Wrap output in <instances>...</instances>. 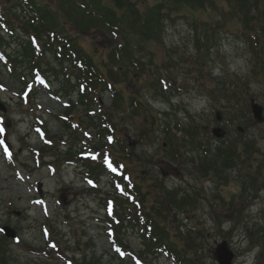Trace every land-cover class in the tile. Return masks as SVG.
I'll list each match as a JSON object with an SVG mask.
<instances>
[{"label":"rangeland","instance_id":"obj_1","mask_svg":"<svg viewBox=\"0 0 264 264\" xmlns=\"http://www.w3.org/2000/svg\"><path fill=\"white\" fill-rule=\"evenodd\" d=\"M161 1L140 0L138 4L148 8ZM36 2L45 12L48 10L55 15L48 23L52 22L62 34L69 35L76 46L97 61L109 56L115 43L107 29V32L82 29L64 15L62 0ZM21 3L24 2L3 0L2 5L7 17L12 19L10 26L15 24L16 32L26 40L30 21L23 15ZM161 15L165 17L162 35L149 42L136 38L142 45L145 43V48L137 43L131 45L132 53L139 58L142 67L135 70L137 73L130 82L117 83L127 96L138 93L140 100L149 106L148 110L146 106L141 107L134 118H131L133 111L128 109L123 117L125 120H120L116 135L136 148V156L119 154L118 157L131 168V174L139 172L141 182L144 177L149 178V185L155 182L157 195H162L167 187L177 190L181 196H191L185 208L167 200L162 209L169 218L162 221L171 238L180 245L188 241L185 237L191 239L195 248L189 247V252H198L201 263L218 264L215 250L227 241L229 249L235 253L233 264H264V122L250 119L254 105L258 103L264 107V72L262 76L253 75L254 56L242 34L244 28L240 22L231 19V15L189 6L177 10L166 8ZM208 22L216 27L203 46V40L199 44L197 39H203ZM37 27L42 31L45 29L41 25ZM17 38H13L16 41L6 49L11 56L19 55L20 46L16 44L21 45V42H17ZM195 63L204 68V75L203 70L196 69ZM159 72L162 80L156 88ZM237 77L248 82L246 95H253L244 97L247 100L232 107L226 99L211 97L208 88ZM49 85L54 90L58 87L57 81ZM32 88L35 90L34 85ZM39 88L34 93L23 91L17 79L0 65V98L8 107L7 112H0L3 113L0 116V242L8 252L6 263L71 264V260L77 259L76 264H81L83 255L90 256L95 250L103 256V264H122L120 255L111 261L117 248L109 243L103 234L104 226L97 222L104 214L99 210L98 191L109 189L108 176L100 178L98 189H94L88 179V184L93 186L91 189L95 190L89 192L90 187L83 183L85 164L65 159L70 150L75 157H90L96 152L94 149L99 143L94 141L99 137L96 119L91 120L83 112L86 110L77 108L74 111L76 124L74 128H68L65 120L58 118H65L66 99L59 93L57 96L64 102L60 101L49 93L47 86ZM252 97L256 103L250 104ZM111 103V96L106 94L103 104L109 107ZM177 123L181 128L192 124L208 125L211 135L205 141L213 147L222 140L238 141L242 145L255 142L257 147L248 150L245 158L237 160L235 165L227 166L221 175H203L190 161L192 157L200 161L203 149L189 143L181 144L179 152L174 147L168 148L167 142H171L170 135L178 129ZM238 126L243 128L242 133ZM37 127L47 130L46 139ZM82 129L84 133L78 131ZM211 131L224 138L214 137ZM176 135L174 141L178 148L183 134L178 132ZM107 137L99 139L108 148L110 139ZM258 163L261 164L260 176L254 173L259 168ZM158 175L164 185L160 188H157V178L153 180ZM39 182L42 183V194L37 189ZM152 201L159 206L156 199ZM6 224L17 229L19 241L3 237L1 226ZM129 236V245L138 250L139 240L133 234ZM143 259H148L149 264H171L164 257Z\"/></svg>","mask_w":264,"mask_h":264},{"label":"trees","instance_id":"obj_2","mask_svg":"<svg viewBox=\"0 0 264 264\" xmlns=\"http://www.w3.org/2000/svg\"><path fill=\"white\" fill-rule=\"evenodd\" d=\"M62 1L65 16L73 20L82 29L93 28L103 31L107 29L113 35L111 38H113L115 43V46L109 50V56L107 58L102 57L99 62H96L83 48L76 46L69 35L64 38V42L58 41L59 35H62L60 29L54 26L52 22L48 23L55 15L48 10H46L47 13L42 15L43 23L41 27L45 28L48 33L47 37H52V41H56V43L51 42L49 46L46 45V48L51 53L50 55L59 62L58 67L49 65V70L64 78L63 84L69 86V91L77 89L78 103L89 107L93 104L99 105L100 90L103 91L110 88L113 92L111 106L102 107L101 111L95 113V118L100 119V123H96V128L100 132L99 136L104 140L108 135L110 140H112L108 151L105 149L107 145L102 141L96 146L97 151L104 153L101 156L100 164L96 166V172L101 170V168L103 170V161L106 160L108 155L114 154L115 160L112 161L118 165H122V159L118 157L119 154H124L123 157H127V155L136 156V148L131 147L121 136L118 137L116 135L119 132L118 125L120 120H125L123 117L127 112L128 103L125 93L119 88L116 89L114 85L123 81L130 82L134 77L133 74L137 73L135 70L140 69V66L142 67V64H139V58L132 53L131 45L137 43L143 46L145 43L142 45L141 42H138L141 38L149 42L162 35L164 27L162 24H164L163 19L165 17L161 14L166 8L169 10L173 7L177 10L184 6L191 8L206 7L231 15V19L240 22L244 28L242 34L249 42V48L256 60L254 74L257 75L264 72V0H163L148 8L140 7L138 4L140 0H80V3L75 0ZM208 23L212 24L211 22ZM213 28L214 25H207L205 32H203V39H197L198 41L203 40V46L205 41H208L211 37ZM37 30L41 31L40 27ZM205 37L206 39H204ZM124 38H127V41ZM136 38H139L138 41ZM29 55L32 56L33 53ZM74 75L77 80L75 84H71V79ZM160 77H157V80H160ZM237 78L231 81L227 79L220 81L216 88L223 91L224 96L229 99L242 100L246 96L245 92L248 93L246 90L247 83ZM155 86L158 88L157 84ZM240 86L243 87L240 88ZM212 93H215V90ZM145 104L141 102L140 106H146L148 110L149 106ZM130 109L133 111L131 118H134V115L137 116L139 109L133 106ZM67 126L69 127V125ZM176 126L178 129H175V134H169L172 137L170 138L171 142H167L168 148L170 146L174 147V150L179 152L182 147L181 144L185 146L189 143L191 146L203 149V158L200 161L199 159L196 161V158H190V160L194 161L196 169L203 175L210 173L221 175L227 166L235 165L237 160L245 158L248 150L257 147L255 142L242 145L238 141L227 140H222L213 147L205 141L211 135L208 125L204 126L203 124V127H201L199 124H192L181 128V125L177 123ZM177 131L183 134L178 148H176L178 144L174 141V137L177 139ZM165 134H168V132L165 131ZM180 155L182 158L185 157V154L180 153ZM257 165L259 168L254 173L256 176H260L262 175L261 164L258 163ZM123 167L122 180L124 177H128L126 175H130L127 172L130 168L127 166ZM96 176L98 177L99 175L96 174ZM139 176V174L134 172V175L132 174V177L129 176L130 179L128 178L125 182L124 191L113 192L108 197L109 201H103L105 208H107V214L104 216L105 227H108L112 238L124 246L125 233L130 231L139 238L141 249L137 254H134L141 258L164 256L172 264H203L198 252H195V250L193 253L189 252V247L195 248V244H193L191 239L185 237L188 241L180 245L171 238V233L162 221L165 218L167 221V217L169 218V214H163L164 211L162 209V205L165 206L167 200L185 208L186 204L190 203L191 196H181L177 193V190H169L167 187L164 188L162 195L159 196L155 192V182L153 181L154 183L149 185L147 184L149 178L145 179L144 177L141 182V177ZM158 177L161 178L158 175L153 180L157 178L158 182L156 184L159 185L157 188H160L164 185L159 181ZM164 193L165 198H163ZM152 199H156V202L160 203L159 206H155ZM188 233L190 235L191 232L189 231ZM2 241L5 240L2 239ZM6 253H8L6 248H2L0 242V264L7 262L5 259ZM82 262L83 264H103L101 257L97 256L95 251L90 258L83 256Z\"/></svg>","mask_w":264,"mask_h":264},{"label":"water","instance_id":"obj_3","mask_svg":"<svg viewBox=\"0 0 264 264\" xmlns=\"http://www.w3.org/2000/svg\"><path fill=\"white\" fill-rule=\"evenodd\" d=\"M1 107V105H0ZM254 113L257 118H262V107L258 105H254ZM8 236L15 237V231L9 228H5ZM216 258L219 264H232L234 258V252L229 249V246L226 241L219 244L215 251Z\"/></svg>","mask_w":264,"mask_h":264},{"label":"snow or ice","instance_id":"obj_4","mask_svg":"<svg viewBox=\"0 0 264 264\" xmlns=\"http://www.w3.org/2000/svg\"><path fill=\"white\" fill-rule=\"evenodd\" d=\"M0 131H2V129H0ZM109 167H111V165H109ZM112 170L115 171L116 169L113 168ZM118 251H119V250H118Z\"/></svg>","mask_w":264,"mask_h":264}]
</instances>
